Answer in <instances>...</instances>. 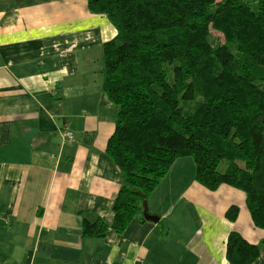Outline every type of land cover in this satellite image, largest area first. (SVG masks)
I'll list each match as a JSON object with an SVG mask.
<instances>
[{"label": "crops", "instance_id": "1", "mask_svg": "<svg viewBox=\"0 0 264 264\" xmlns=\"http://www.w3.org/2000/svg\"><path fill=\"white\" fill-rule=\"evenodd\" d=\"M115 36L87 0H0V263L228 264L230 232L251 244L264 238L238 190L207 191L195 173L164 189L180 159L146 199L158 222L82 237L83 219L111 220L121 184L105 153L117 108L101 86L102 45Z\"/></svg>", "mask_w": 264, "mask_h": 264}, {"label": "trees", "instance_id": "2", "mask_svg": "<svg viewBox=\"0 0 264 264\" xmlns=\"http://www.w3.org/2000/svg\"><path fill=\"white\" fill-rule=\"evenodd\" d=\"M116 30L102 45V91L117 108L105 153L120 173L111 220H82V237L123 234L173 163L192 157L195 182L242 192L264 231V0H87ZM211 31L223 42L213 45ZM239 208L225 213L237 220ZM228 264L264 260V238L230 232Z\"/></svg>", "mask_w": 264, "mask_h": 264}, {"label": "rangeland", "instance_id": "3", "mask_svg": "<svg viewBox=\"0 0 264 264\" xmlns=\"http://www.w3.org/2000/svg\"><path fill=\"white\" fill-rule=\"evenodd\" d=\"M210 41L213 45H216L219 42H223L221 35L218 33L211 31ZM180 164L174 170L173 174H168L166 178V182L164 185V189H169V184L173 183L176 180V177H180V181H188L191 179V175L195 173V163L192 157H183L180 158ZM188 215V211L186 208H183L180 203V227H184L186 232H190L189 230L193 229V224L190 221L182 220L181 215ZM188 230V231H187Z\"/></svg>", "mask_w": 264, "mask_h": 264}, {"label": "water", "instance_id": "4", "mask_svg": "<svg viewBox=\"0 0 264 264\" xmlns=\"http://www.w3.org/2000/svg\"><path fill=\"white\" fill-rule=\"evenodd\" d=\"M142 208H143V210H142V216H143V218H144L146 221L154 222V223L158 222L159 218L156 217V216H154V215H151V214L148 212V208H147V203H146V201H144V202L142 203Z\"/></svg>", "mask_w": 264, "mask_h": 264}, {"label": "built area", "instance_id": "5", "mask_svg": "<svg viewBox=\"0 0 264 264\" xmlns=\"http://www.w3.org/2000/svg\"><path fill=\"white\" fill-rule=\"evenodd\" d=\"M62 135L66 138V139H71L72 138V136H71V134L69 133V132H63L62 133ZM0 264H4V263H0Z\"/></svg>", "mask_w": 264, "mask_h": 264}]
</instances>
